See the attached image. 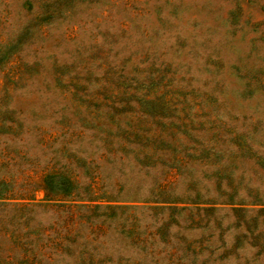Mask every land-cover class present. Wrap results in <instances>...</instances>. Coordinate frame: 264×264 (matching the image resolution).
I'll return each instance as SVG.
<instances>
[{"label": "rangeland", "instance_id": "rangeland-1", "mask_svg": "<svg viewBox=\"0 0 264 264\" xmlns=\"http://www.w3.org/2000/svg\"><path fill=\"white\" fill-rule=\"evenodd\" d=\"M0 264H264V0H0Z\"/></svg>", "mask_w": 264, "mask_h": 264}]
</instances>
